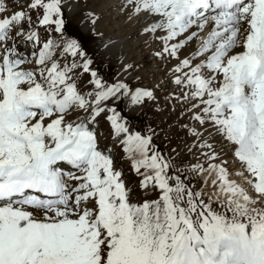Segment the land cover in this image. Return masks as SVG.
I'll list each match as a JSON object with an SVG mask.
<instances>
[{
	"label": "snow or ice",
	"instance_id": "1",
	"mask_svg": "<svg viewBox=\"0 0 264 264\" xmlns=\"http://www.w3.org/2000/svg\"><path fill=\"white\" fill-rule=\"evenodd\" d=\"M130 3L153 17L145 31L162 33L156 55L178 61L174 83L191 119L231 146L255 195L215 163L219 154L196 127L190 132L209 163L192 170L215 173L220 209L185 183L151 135L129 130L107 102L128 95L141 104L153 92L99 78L80 44L63 37L62 0L27 4L40 26L61 33L59 43H41L38 29H24L30 13L5 15L0 0V264H264V0ZM20 38L32 45L27 55ZM189 42L198 43L181 58ZM57 53L74 59L62 64ZM77 70L90 73L93 90L80 91ZM106 112L140 187L157 199L134 202L100 149L90 125Z\"/></svg>",
	"mask_w": 264,
	"mask_h": 264
},
{
	"label": "rangeland",
	"instance_id": "2",
	"mask_svg": "<svg viewBox=\"0 0 264 264\" xmlns=\"http://www.w3.org/2000/svg\"><path fill=\"white\" fill-rule=\"evenodd\" d=\"M118 1L120 0H62V4L67 3L75 8L74 12L63 9L65 19L63 37L74 39L80 44L87 57L92 60L90 68L96 71L99 78L106 84L123 82L132 91L139 88L153 92L155 99H145L139 104L138 111H133L127 104V99L130 97L128 95L108 101L107 106L115 108L120 113L131 132L151 135L156 149L173 161L185 183L195 190L201 191L203 198L207 201L210 197L205 192V179L201 173L192 170V165L197 163L204 165L205 169L207 168L209 161L202 155L207 149L199 147L200 141L191 134L190 129L196 127L203 134L204 139L214 145V150L219 154L215 163L222 158L226 159L225 166L230 176L235 174L238 167L233 150L226 141L212 132L211 128L200 126L191 119V113L186 111L190 105L178 99L183 89L174 83L173 69L178 61L167 54L156 55L161 51L163 45L154 35L140 31L136 36L130 37L128 32L133 28V25L127 20L136 13L130 0H121L118 6L108 9L109 2L115 5ZM3 2L7 9L5 15L21 7L30 13L32 22L30 25L25 23L24 29L26 32L38 29L41 43L47 39L60 42L61 33L54 29L47 30L38 24L40 14L27 8L29 0H3ZM120 12H123L124 15L118 18ZM93 21L95 22L93 23ZM123 21L128 23L125 22L126 28L121 26ZM105 38H123L125 42L122 46H124L126 54L113 56L105 53L103 48ZM139 38H142V45L137 48L133 46V42ZM18 43L20 51L25 55L32 50L31 43L26 44L23 38H20ZM57 58L62 64L70 63L74 59L70 54L60 56L59 53H57ZM75 59L77 63H82L83 58L76 57ZM26 65L28 68L33 67L31 64ZM125 67L129 68L127 69L128 75L120 77L119 73ZM77 71L76 82L80 91L87 93L93 90L94 85L89 82L91 80L90 73H84L82 70ZM111 114L110 112L102 113L96 122L90 125L97 134L100 149L111 156L115 169L122 172V179L127 188L131 190L134 202L157 199L158 192L145 191L140 187L142 177L134 171L129 155L124 151L123 144L116 139L111 122L107 119V116ZM77 115L74 112L69 116V119L76 120ZM79 115L84 114L80 112ZM208 132H212L211 139L208 137ZM212 206L220 209V201L212 200Z\"/></svg>",
	"mask_w": 264,
	"mask_h": 264
},
{
	"label": "bare ground",
	"instance_id": "3",
	"mask_svg": "<svg viewBox=\"0 0 264 264\" xmlns=\"http://www.w3.org/2000/svg\"><path fill=\"white\" fill-rule=\"evenodd\" d=\"M121 1V0H120ZM120 1L117 2V4L113 5L112 2L108 3V9L110 10L111 8H115L114 6H118L119 3H121ZM63 9L66 10H70V12H74L75 8L72 5H69L67 3H63ZM110 6V7H109ZM107 7V6H106ZM119 10V9H118ZM118 14V13H117ZM210 14V13H209ZM123 12H120L119 17L121 18L123 16ZM128 18V17H127ZM128 23L130 22L131 25H133V28L128 32L130 34V37L132 36H136L138 34V32H142L144 31L146 34H150V35H154L160 44H162V41L158 38L160 35H162V33L160 31H157L155 33L153 32H149V31H145V29L147 27H149L153 22L154 19L151 16H147L144 13H139V14H135L134 16H132L131 18H129ZM126 21H123V23H121L122 28H126ZM127 23V24H128ZM130 29V28H129ZM205 31H207V29H205ZM201 35H203V33H201ZM143 38V37H142ZM142 38H139L137 41L133 42V46H136L137 48L139 46L142 45ZM125 41H123L122 39H111V38H105L104 39V44H103V48H104V52L113 56H119V55H124L126 54V50L124 48V46H122L124 44ZM198 43V42H196ZM196 43L193 42H189L188 44H186V46L184 47V49L181 50V58H183L185 55H188L193 48L196 46ZM124 64V61H122ZM174 64H176L175 62H173ZM171 63V64H173ZM26 68H28L27 65H25ZM30 67V65H29ZM129 67V66H128ZM128 67H125L123 69H121L119 76H126L128 75L127 69H129ZM127 104L129 105V107L133 110V111H138L139 110V104L133 105L131 103L130 97L129 99H127ZM117 140H119V142H121V140L119 138H116ZM221 161L225 162L226 165V159L222 158L221 160H219L216 163H220ZM235 162L237 163L238 167L236 169V171L234 172L235 174L230 176L229 178L234 180L237 184L242 185L245 189H247L249 191L250 195H255V193L253 192V190L249 187V185L246 182V178H248L249 174L243 170L241 164L235 159ZM207 169V168H206ZM72 171H75V169H72ZM242 173V174H241ZM205 179V192H207V196H209L211 198V200L213 201H220V199H223V195L219 192L218 187L216 185L212 184V180L215 179V173H212V175H209L207 172H202L201 173ZM219 197V198H218Z\"/></svg>",
	"mask_w": 264,
	"mask_h": 264
}]
</instances>
